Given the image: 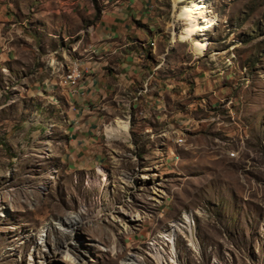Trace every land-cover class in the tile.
I'll return each instance as SVG.
<instances>
[{
	"label": "rangeland",
	"instance_id": "1",
	"mask_svg": "<svg viewBox=\"0 0 264 264\" xmlns=\"http://www.w3.org/2000/svg\"><path fill=\"white\" fill-rule=\"evenodd\" d=\"M116 1L0 0V264H264V0H203L213 26L198 57L187 3L175 16L156 0L137 45L174 97L159 92L158 110L147 80L121 89L101 115L103 167L71 169L68 76ZM113 125L126 136L110 139Z\"/></svg>",
	"mask_w": 264,
	"mask_h": 264
},
{
	"label": "crops",
	"instance_id": "2",
	"mask_svg": "<svg viewBox=\"0 0 264 264\" xmlns=\"http://www.w3.org/2000/svg\"><path fill=\"white\" fill-rule=\"evenodd\" d=\"M156 0H118L107 11H103L90 32L91 52L80 63L79 85L70 86V107L65 133L67 154L65 158L71 169L88 170L105 163L101 125L108 102L121 89L139 91L146 80L155 94L154 104L160 103L157 93L164 91L172 96L168 85L172 79L163 81L147 72L143 50L137 43H148L138 30L136 22L153 29L154 3ZM137 35V36H136ZM144 45V44H143ZM143 45L141 44L142 48ZM150 75V76H149ZM149 76V77H148ZM83 77V78H82ZM148 86V84H145ZM164 86V87H163ZM76 88V89H74ZM151 88V87H150ZM163 95L161 94V97ZM167 95V97H169Z\"/></svg>",
	"mask_w": 264,
	"mask_h": 264
},
{
	"label": "bare ground",
	"instance_id": "3",
	"mask_svg": "<svg viewBox=\"0 0 264 264\" xmlns=\"http://www.w3.org/2000/svg\"><path fill=\"white\" fill-rule=\"evenodd\" d=\"M202 1L203 0H174L175 16L177 14H179L180 5L182 3L186 2L187 3V5H186L187 10L185 11L186 14L184 16L189 18L190 20L193 21V23L196 24V27H195L196 29L192 33L187 34V37L185 39L193 40L192 49H193V52L195 53V55L197 57L198 56H204L207 51L209 52V45L207 44V42L204 38V36H205L204 33H205V30L207 28H209L210 26H213V21L212 22H206V19L201 20V18H204L203 15L199 11L200 8H204V4ZM197 34L199 36L194 41L193 36H195ZM177 41H178V36L174 35L173 39H172V43H175ZM144 47H146V46H144ZM80 77H81L80 70L75 69L74 70V76H73V72H72L68 76V79L71 82H76L77 80L80 79ZM106 133L110 139L120 138V137L126 136L125 133H123V131L117 125L107 126ZM94 183L97 185H100L103 188V193L106 194L107 196L111 194V191H110L111 190V186H110L111 181H110L108 173L105 169L101 170L99 177L96 178ZM165 195H166L165 192H161V190L155 191L153 194L154 201H158V200L163 199V196H165ZM80 214H83V213H80ZM142 217H141V215L137 214V216H135V218H131L130 220H128L127 223L122 225L123 231H128L130 229V225L128 224V222L129 223L139 222ZM81 221H82V218L78 214L75 216H70V217H68L66 222H64V228L66 227L65 228L66 230L73 229L76 226H78L81 223ZM174 226L175 227H174L173 232H175L180 227L179 224H174ZM45 228L47 229L48 226H45ZM167 237H171V236H168L167 234L163 233L158 238H156V240L153 241V245L158 247L157 249L156 248L155 249L157 250V254H158L159 258L161 256H163V253L161 252L158 243H160V241H162L163 239L167 240ZM129 262L131 264H137L136 256L135 255L132 256L129 259Z\"/></svg>",
	"mask_w": 264,
	"mask_h": 264
},
{
	"label": "built area",
	"instance_id": "4",
	"mask_svg": "<svg viewBox=\"0 0 264 264\" xmlns=\"http://www.w3.org/2000/svg\"><path fill=\"white\" fill-rule=\"evenodd\" d=\"M75 69H80L79 66H74V69H73V76H74V70ZM157 95H159V101L161 100V93H157ZM156 109L159 110V104H156ZM161 111V110H160ZM180 115H178L177 117H175L174 119H168V121H179L180 124H184L180 119H179Z\"/></svg>",
	"mask_w": 264,
	"mask_h": 264
}]
</instances>
